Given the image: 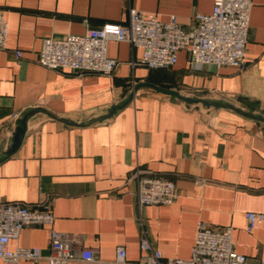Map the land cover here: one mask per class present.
<instances>
[{
	"label": "crops",
	"instance_id": "0c3cea01",
	"mask_svg": "<svg viewBox=\"0 0 264 264\" xmlns=\"http://www.w3.org/2000/svg\"><path fill=\"white\" fill-rule=\"evenodd\" d=\"M213 6L214 0H0L9 20L8 48L0 50V201L46 206L54 215L52 224L27 226L10 242L12 249H42L40 259L19 264H49L52 230L79 234L97 252L94 261L69 264H132L143 254L142 229L166 257L189 258L201 221L232 227L237 252L264 260V221L249 231L246 216L264 212V0H253L242 70L194 66L186 51L172 67L140 66L133 62L142 49L115 40L108 55L122 63L112 75L38 62L45 37L126 24L132 8L163 21L176 15L192 30L196 15ZM160 87L235 108L188 103ZM34 109L21 145L7 156L18 120ZM136 169L172 180L175 202L140 208L136 183L127 182ZM120 247L125 263L117 261Z\"/></svg>",
	"mask_w": 264,
	"mask_h": 264
},
{
	"label": "built area",
	"instance_id": "2783aa9c",
	"mask_svg": "<svg viewBox=\"0 0 264 264\" xmlns=\"http://www.w3.org/2000/svg\"><path fill=\"white\" fill-rule=\"evenodd\" d=\"M253 0H214L210 14L196 15V26L186 29L176 15L163 21L156 12L132 8L126 24L106 22L88 28L83 34L63 37L48 36L43 39L38 55L42 66L63 71L100 72L112 75L122 61L108 55L111 40L129 42L143 51L133 62L150 68L174 66L181 51L189 54L194 66H233L244 69L248 64L250 14ZM9 20L0 11V50L8 48ZM18 57L22 56L16 50ZM20 118L15 112L14 121ZM127 182H135L139 207L145 205H171L178 197L175 183L167 178L136 169ZM247 229L252 231L258 222L264 221V212H247ZM54 215L48 207H34L21 201H0V259L6 264H19L22 259H40V247L17 246L10 242L18 239L22 230L30 225L52 224ZM82 236L65 231L52 230L49 264H69L80 257L84 261L97 259V252L83 245ZM140 259L132 264H264L263 259L251 260L236 250L233 228L201 221L192 253L189 258L166 257L155 248L145 229H142ZM126 250L118 249L117 261L126 262Z\"/></svg>",
	"mask_w": 264,
	"mask_h": 264
},
{
	"label": "water",
	"instance_id": "95a60500",
	"mask_svg": "<svg viewBox=\"0 0 264 264\" xmlns=\"http://www.w3.org/2000/svg\"><path fill=\"white\" fill-rule=\"evenodd\" d=\"M161 91L166 92L168 94H172L175 95L181 99H183L184 101L188 102V103H192V104H196V103H201L204 106L210 107V106H226V107H231V108H235L233 105L230 104H220L214 101H210V100H206L203 98H196V97H191V96H185L182 95L181 93H179L178 91H174V90H170V89H166L163 87L159 88ZM240 101H245L244 99H240ZM37 110L34 109L32 111H28L27 113H25L19 120H18V124L16 126V129L13 133V139H12V143L10 145V147L7 149L6 151V155L10 156L12 155L14 152L17 151V149L19 148V146L21 145L23 136L26 132V126H27V120L36 112ZM112 115V111L106 115V116H102V117H98L96 119H92V121L95 120H103L105 118H108ZM64 122L66 123H73V121L67 120V119H62Z\"/></svg>",
	"mask_w": 264,
	"mask_h": 264
}]
</instances>
